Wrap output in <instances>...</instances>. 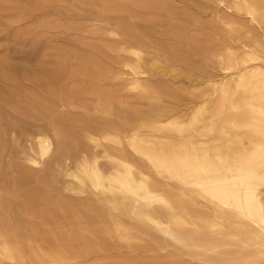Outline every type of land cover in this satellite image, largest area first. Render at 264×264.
Wrapping results in <instances>:
<instances>
[{
  "label": "bare ground",
  "instance_id": "bare-ground-1",
  "mask_svg": "<svg viewBox=\"0 0 264 264\" xmlns=\"http://www.w3.org/2000/svg\"><path fill=\"white\" fill-rule=\"evenodd\" d=\"M72 1L94 10L100 44L78 68L54 70L50 86L66 77L68 87L34 101L43 126L16 156L27 178L58 193L38 197L36 224L19 185L0 183V264H264V0ZM145 21L164 24L160 42L137 29ZM192 28L208 31L205 43L188 38ZM107 53L116 69L103 67ZM190 55L203 67L192 100L169 106L152 79L176 76ZM78 108L93 115L74 120L84 126L70 143L62 125ZM2 119L0 161L8 140L21 145Z\"/></svg>",
  "mask_w": 264,
  "mask_h": 264
},
{
  "label": "rangeland",
  "instance_id": "rangeland-1",
  "mask_svg": "<svg viewBox=\"0 0 264 264\" xmlns=\"http://www.w3.org/2000/svg\"><path fill=\"white\" fill-rule=\"evenodd\" d=\"M93 11L90 6H81L72 0H0V61H5L7 64L6 74L0 72V114L3 117L1 126L3 129L15 126L19 143L21 142L17 148L14 146L10 148V140L6 142V151L5 154H2L0 161V183L4 186H11L16 182L19 185L17 194L20 208H31L36 214V218L33 220L36 224L40 222L37 216L46 207L44 203L39 202L38 197L42 193L51 192L52 198H56L58 189L51 182L39 185L30 176L27 178L28 171L19 156L17 159L16 153L20 152L26 136L43 126L41 115L34 110V101L46 100L45 90L48 87L58 90L68 87L71 82L63 77L60 85L56 81L53 86H50L52 84L50 78L54 70L60 68L67 73L78 68V63L81 60L96 57L92 46L100 43H98L99 40L93 38L91 31L92 25H95ZM114 17L110 16L109 21L112 22ZM118 18L124 21V16L119 15ZM137 24L138 30L148 31L152 34V41H161V37H159L160 40L157 39L165 29L162 27L163 23L145 21ZM101 26L104 27L105 23ZM200 31L192 28L188 31L187 36L194 38L198 43H205L203 33H208V31ZM162 40L164 39L162 38ZM102 42L113 44L107 37L102 38ZM166 42L176 48H179L178 46L184 48L193 46V44L186 45L185 41L178 43L166 39ZM101 60L104 68H117L112 63L113 55L107 53ZM187 61L190 64L185 66L183 71H179L176 76L162 78L160 75H156L152 79L155 84L167 86L162 99L169 106L176 105V103L187 104L192 100L188 94V87L192 80L198 76L201 77L199 71L203 67L201 58L198 56L190 55ZM206 71L207 74H215L213 69H206ZM122 100L126 104L134 103L133 97L126 93L122 94ZM82 103L89 105L88 109H90L92 100L86 98ZM81 110L83 109L78 108L70 111L71 120L62 125L68 133L70 143L77 136L80 128L84 126V123L74 120L89 119L93 115L89 110L86 111L87 117H80L83 114ZM93 207L88 208L96 211ZM45 216L47 217V213ZM22 221L25 222L23 217L20 223ZM125 255L126 252H122L121 257ZM114 256L116 254L111 258ZM174 259L159 257L150 262L146 258L141 259L136 256L128 264H161L164 262L174 264L171 262ZM180 263L197 264L186 260Z\"/></svg>",
  "mask_w": 264,
  "mask_h": 264
}]
</instances>
